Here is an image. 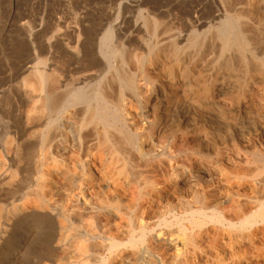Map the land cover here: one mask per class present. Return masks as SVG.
<instances>
[{
    "label": "bare ground",
    "instance_id": "6f19581e",
    "mask_svg": "<svg viewBox=\"0 0 264 264\" xmlns=\"http://www.w3.org/2000/svg\"><path fill=\"white\" fill-rule=\"evenodd\" d=\"M114 1L71 11L64 79L0 132V264H264V0Z\"/></svg>",
    "mask_w": 264,
    "mask_h": 264
},
{
    "label": "rangeland",
    "instance_id": "374dc122",
    "mask_svg": "<svg viewBox=\"0 0 264 264\" xmlns=\"http://www.w3.org/2000/svg\"><path fill=\"white\" fill-rule=\"evenodd\" d=\"M114 2V0H0V132L8 137L5 143L7 149L19 145L14 140L16 134L35 128L33 120L35 109H38V104H35L38 95L37 71L46 72L48 89L64 79L66 71L64 58L69 45L67 29L71 11L78 12L87 8L98 11L105 6L113 5ZM85 23L89 24L90 21ZM133 158L138 167L143 164L136 156ZM159 162L160 165L157 162V165L155 162L150 163L149 172L159 174L161 171L166 172L165 169L168 170L169 165L166 161ZM175 164L174 168L179 163L172 164V167ZM120 188L121 195L119 194L116 203L122 202L127 206L134 203L133 183L128 181ZM141 199L143 198L137 199L136 206L143 205L144 199ZM82 207L81 202L75 204L76 215L81 213ZM84 216L79 224L94 229L96 224L91 215ZM74 217L76 218L75 215ZM180 241L175 242L174 246L180 247ZM76 243V240H71L68 246L72 248L77 245ZM155 243L167 254L175 249L174 246L171 247L173 249L166 248L162 241Z\"/></svg>",
    "mask_w": 264,
    "mask_h": 264
}]
</instances>
